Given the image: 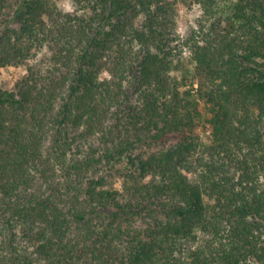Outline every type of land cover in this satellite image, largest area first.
<instances>
[{
	"label": "trees",
	"instance_id": "16d2710c",
	"mask_svg": "<svg viewBox=\"0 0 264 264\" xmlns=\"http://www.w3.org/2000/svg\"><path fill=\"white\" fill-rule=\"evenodd\" d=\"M71 2L0 0V264H264V0Z\"/></svg>",
	"mask_w": 264,
	"mask_h": 264
},
{
	"label": "rangeland",
	"instance_id": "374dc122",
	"mask_svg": "<svg viewBox=\"0 0 264 264\" xmlns=\"http://www.w3.org/2000/svg\"><path fill=\"white\" fill-rule=\"evenodd\" d=\"M177 7V31L181 37L186 38L192 29H198L200 21L204 18V10L197 0H175ZM60 8L66 11H73L74 5L71 0H56ZM46 49H43L38 58L31 63H36L38 60H44ZM183 59L192 67L191 52L188 49L183 50ZM46 60V59H45ZM27 73L26 67H7L2 69L0 75V86L5 89H12L17 79ZM208 130L201 129L200 133L204 139H207ZM118 182L117 185H119Z\"/></svg>",
	"mask_w": 264,
	"mask_h": 264
}]
</instances>
